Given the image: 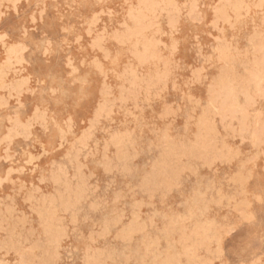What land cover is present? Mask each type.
Returning <instances> with one entry per match:
<instances>
[{
	"label": "rangeland",
	"instance_id": "374dc122",
	"mask_svg": "<svg viewBox=\"0 0 264 264\" xmlns=\"http://www.w3.org/2000/svg\"><path fill=\"white\" fill-rule=\"evenodd\" d=\"M0 264H264V0H0Z\"/></svg>",
	"mask_w": 264,
	"mask_h": 264
}]
</instances>
